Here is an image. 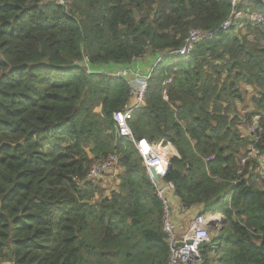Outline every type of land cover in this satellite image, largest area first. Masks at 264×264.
<instances>
[{
  "label": "trees",
  "instance_id": "obj_1",
  "mask_svg": "<svg viewBox=\"0 0 264 264\" xmlns=\"http://www.w3.org/2000/svg\"><path fill=\"white\" fill-rule=\"evenodd\" d=\"M237 8L264 15L262 0ZM231 11L232 0H0V262L167 264L162 200L113 119L131 87L102 69L150 54L131 129L175 147L166 180L183 206L222 215L196 264H264V182L254 158L242 165L252 147L264 155V135L244 133L255 116L264 127V23L241 17L190 58L170 54ZM114 153L123 170L106 194L89 172Z\"/></svg>",
  "mask_w": 264,
  "mask_h": 264
},
{
  "label": "built area",
  "instance_id": "obj_2",
  "mask_svg": "<svg viewBox=\"0 0 264 264\" xmlns=\"http://www.w3.org/2000/svg\"><path fill=\"white\" fill-rule=\"evenodd\" d=\"M55 1L63 6H68L70 3V0ZM240 1L241 0H232V11L230 15L217 29L205 30L201 28H191L183 45L177 50L171 51L170 54L181 56L186 59L190 58L199 42L213 39L220 31L229 29L235 20L241 17H244L253 25L264 23V15L260 11L249 12L245 15L240 12L237 8ZM262 1L264 2V0ZM111 73L117 77L122 76L127 80L129 79L127 77L129 70L126 68L119 69L116 72L111 71ZM151 77L152 71L145 75L140 82L135 83V81H133L129 83L131 87V102L127 103L122 109L114 112L113 119L118 135L132 142L138 150L150 179L156 187L157 194L162 200L164 209L163 227L167 235L169 246V259L167 264H196L201 260V246L209 242L212 237L211 230L213 228L215 230L221 228L222 215L219 213L207 215L198 212L190 221L186 231L182 233L177 232L173 217V209L167 195L169 190L175 191V184L173 181H167L165 178L172 158L178 156L176 149L170 143L164 144V141L152 143L146 138L137 139L130 126L134 110L144 104L148 81ZM172 80L173 78L170 77L165 80L164 84L171 83ZM245 130L255 142L260 140L264 135V127L261 125L260 116H255L252 122L246 126ZM251 158L257 161L256 173L260 181L264 182V155H260L256 149L252 147L251 151H249L247 156L242 160V165ZM120 169L119 156L115 153L110 154L107 157L93 160L90 167L89 178L100 180L108 175L116 178ZM152 170L155 171L158 178H154ZM239 173H242V170H239ZM178 242L183 243L182 245H178Z\"/></svg>",
  "mask_w": 264,
  "mask_h": 264
},
{
  "label": "crops",
  "instance_id": "obj_3",
  "mask_svg": "<svg viewBox=\"0 0 264 264\" xmlns=\"http://www.w3.org/2000/svg\"><path fill=\"white\" fill-rule=\"evenodd\" d=\"M153 62H154V57L150 54H147L142 58H137L133 60L132 63H129L127 66L117 65V64H110V65L108 64L102 67V69L104 71L116 72L119 69L126 68L129 70V74L127 75V77L135 81V83H138L143 77H145V75L149 74L152 71ZM122 170L123 168L121 167L119 173ZM118 182L119 181L117 178H114L113 176H110V175L105 176L104 178H101L100 180H98V183L100 186H102L103 188L106 187L105 188L106 194H109L110 191L114 190L117 187ZM106 184H109V185L106 186ZM167 195L171 203V207L173 209V213H174L173 217L176 223L177 232L182 233L183 231H186L185 229L189 225L190 221L195 217V215L198 212H200L203 209V206H197L192 209H188L183 206L180 198L177 196L175 191L169 190Z\"/></svg>",
  "mask_w": 264,
  "mask_h": 264
},
{
  "label": "rangeland",
  "instance_id": "obj_4",
  "mask_svg": "<svg viewBox=\"0 0 264 264\" xmlns=\"http://www.w3.org/2000/svg\"><path fill=\"white\" fill-rule=\"evenodd\" d=\"M246 31V30H245ZM156 63H157V61L156 60H154V62H153V64H152V69H153V67L156 65ZM165 66L166 65V63L165 62H163L162 64H161V66ZM130 82H133V80H131V79H129L128 80V83H130ZM249 91L252 93V89L251 88H249ZM250 95H248V97H247V99H248V106H251L252 105V103H251V101H250V97H249ZM242 107V106H241ZM250 109V108H249ZM244 133L246 134V135H248V132L247 131H244ZM113 181V180H112ZM261 184V183H260ZM109 184H106V186H108ZM262 186L264 185V184H261ZM106 188V187H105ZM104 190H106V189H104ZM189 226V225H188ZM188 226H187V228H188ZM187 228L185 229V230H187ZM211 233H212V236L214 235V234H216L217 233V231L213 228L212 230H211ZM207 243H209V242H207ZM207 243H205V244H207ZM0 264H14L13 262H11V261H9V260H4V261H2V262H0Z\"/></svg>",
  "mask_w": 264,
  "mask_h": 264
},
{
  "label": "water",
  "instance_id": "obj_5",
  "mask_svg": "<svg viewBox=\"0 0 264 264\" xmlns=\"http://www.w3.org/2000/svg\"><path fill=\"white\" fill-rule=\"evenodd\" d=\"M171 168H172V164H171V162H170L169 167H168V170H167V173L165 174V178L168 176L169 171L171 170ZM152 172H153V176H154V178H158V176H157V174L155 173V171L152 170ZM182 243H183V242H178V245H182Z\"/></svg>",
  "mask_w": 264,
  "mask_h": 264
}]
</instances>
